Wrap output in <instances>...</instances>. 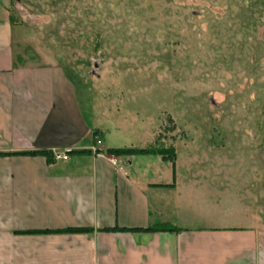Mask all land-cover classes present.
Returning <instances> with one entry per match:
<instances>
[{"label": "crops", "instance_id": "1", "mask_svg": "<svg viewBox=\"0 0 264 264\" xmlns=\"http://www.w3.org/2000/svg\"><path fill=\"white\" fill-rule=\"evenodd\" d=\"M14 36L0 0V264H264L259 208L231 172L108 154L105 135L130 123L97 113L94 92L86 105L64 64L18 55Z\"/></svg>", "mask_w": 264, "mask_h": 264}, {"label": "rangeland", "instance_id": "2", "mask_svg": "<svg viewBox=\"0 0 264 264\" xmlns=\"http://www.w3.org/2000/svg\"><path fill=\"white\" fill-rule=\"evenodd\" d=\"M3 1L18 55L64 64L130 123L112 146L206 156L264 222V0Z\"/></svg>", "mask_w": 264, "mask_h": 264}, {"label": "trees", "instance_id": "3", "mask_svg": "<svg viewBox=\"0 0 264 264\" xmlns=\"http://www.w3.org/2000/svg\"><path fill=\"white\" fill-rule=\"evenodd\" d=\"M144 151V152H158L160 154H168V155H173L174 154V149L173 148H163L159 147L158 149H153L151 147L149 148H140V149H135V148H128V147H118V148H109L107 149V153L111 155H121V154H135L137 152ZM44 152V151H43ZM29 153V152H28ZM86 229H76V228H67L62 231L65 232H77V231H85ZM35 232V231H33ZM40 232V231H38Z\"/></svg>", "mask_w": 264, "mask_h": 264}, {"label": "built area", "instance_id": "4", "mask_svg": "<svg viewBox=\"0 0 264 264\" xmlns=\"http://www.w3.org/2000/svg\"><path fill=\"white\" fill-rule=\"evenodd\" d=\"M53 154L56 158H60L62 160H66L67 159V155L65 152L59 151V150H55L53 151ZM111 160L113 161V163H116V159L114 157H111Z\"/></svg>", "mask_w": 264, "mask_h": 264}]
</instances>
